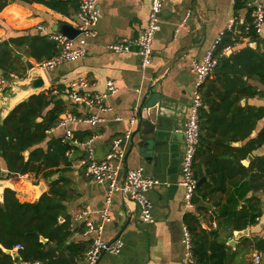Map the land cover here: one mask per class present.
Masks as SVG:
<instances>
[{
	"label": "crops",
	"instance_id": "1",
	"mask_svg": "<svg viewBox=\"0 0 264 264\" xmlns=\"http://www.w3.org/2000/svg\"><path fill=\"white\" fill-rule=\"evenodd\" d=\"M150 1L99 0L100 16L95 27V36L87 40L85 55L76 62L62 63L43 73L46 82V89L43 92L50 91V94L52 91L60 92L79 78L89 84L85 89L88 92L105 93L108 81H113L117 88L116 94L105 100V105L111 110L98 115L101 121L96 126L74 124L69 127L77 142L71 145L72 149L69 155H66V163L59 167V171L48 181L41 175L36 177L31 174L10 176L3 180L1 178H6L7 170L6 164L0 158V179L11 185V188L7 189L15 193L20 203L36 202L48 191L50 180H63L60 186L66 191L67 196L63 202L65 212L59 218V223L68 217L73 229H77L68 239V243H83L88 245L87 249L89 248L93 235H84L88 222L95 226H103L101 234L103 241L122 240L120 254L104 255L97 264H184L186 253L189 251L185 243L184 217L188 213L194 214L196 208L194 205L192 209L186 208L183 188L180 186L182 179L180 163L184 150L181 130L187 118L195 81L191 64L193 61H202L206 51L216 45L219 34L225 30L230 20L235 19L241 25L247 22L249 17L248 8L234 10V0H163L160 30L154 38L151 63L142 70L135 46L129 53H113L107 47L117 41H134L137 38L147 24ZM259 4L264 7V0H259ZM76 13L66 16L38 3L29 5L10 2L0 12V40L18 33L46 36L55 34V27L60 23L74 27ZM187 13L189 17L184 23L185 27L179 29L174 38V30ZM39 26L43 30H39ZM232 36L238 41L223 50L224 57L234 55L245 47L256 53L264 52V29L255 37H243L239 40V35L233 32ZM22 58V64H18L17 72L23 76L17 74L19 81H23L28 74ZM26 59L36 64L33 60ZM237 88H250L262 93L253 98H242L237 104L238 107L251 108L253 113L258 109L264 110V84L253 76L246 75L242 77L241 85L237 84ZM150 89L160 97L157 105L142 112V116L146 115L150 122H155L156 118L160 119L164 126V134L159 135L165 136L170 146L167 155L161 157L159 161L144 148L140 131L137 132L139 111H143L145 104L150 100L151 93L148 95ZM59 95V98L63 99L64 112L67 111L77 117L96 113L94 109L82 108L67 101L62 94ZM22 97L23 94H19L12 103ZM2 100L0 125L14 109L2 107ZM135 108L138 113L135 122L131 124L129 120L133 117ZM204 109L207 111L208 107ZM116 117L121 120H114ZM237 123L247 126L236 128L234 123L227 121L223 129L216 133L217 137L223 140L239 137L229 142L228 148H218L219 151L230 154L232 159L230 164L217 167V170L227 176L225 178L227 193L212 194L208 202H203L206 211L201 212L198 221L201 229L217 231L216 241L224 243L226 247V264H256L254 262L256 255H260V264H264V192L250 190L244 199L237 197L238 193L245 189L251 186L258 187L260 184L259 158H264V144L251 153L245 152L244 148L245 144L255 139L264 128V115L263 117L253 115V128L250 131L249 122L244 118H239ZM127 132H130V139L122 143L124 158L122 161L117 159L113 161L117 167L116 180L120 184L127 171L141 167L146 176L159 181L160 184L146 194L152 205L151 224L142 223L138 207L119 192L111 195V203L108 206L109 221L104 222L101 211L105 207L108 184L95 183L85 176L87 150L83 144L92 138L89 144L92 148V158L102 160L109 151L111 141L123 137ZM246 132H249L248 135ZM47 136L60 139L63 130L51 129ZM41 147L45 149V144L43 143ZM245 171H248L247 175H244ZM202 178L204 181L201 185L207 180L205 176ZM251 197L248 203L247 200ZM230 200L236 201V211L242 207L257 210L254 224L242 230L246 231V234L239 233L242 231L225 230L222 226L217 228L216 218L223 212L224 207L229 205ZM197 204L201 205L200 202ZM82 212H86V215L78 220L77 216ZM40 241L47 242L44 239ZM231 242H234L233 245H230ZM18 251L13 252L18 255ZM17 264L28 263H23L19 258ZM76 264H83V257Z\"/></svg>",
	"mask_w": 264,
	"mask_h": 264
},
{
	"label": "trees",
	"instance_id": "2",
	"mask_svg": "<svg viewBox=\"0 0 264 264\" xmlns=\"http://www.w3.org/2000/svg\"><path fill=\"white\" fill-rule=\"evenodd\" d=\"M249 0H234V10L247 8ZM41 4L48 9L70 16L78 10L80 0H0V12L10 3ZM248 13L250 14L249 9ZM250 21L248 17L247 22ZM245 22V23H247ZM244 23V24H245ZM255 37L254 33L242 35ZM238 40L232 32L226 31L216 43L213 57L216 65L211 76L200 88L202 107L199 110V139L193 161L194 178L198 181L206 177V181L196 188L191 202L195 213L184 217V224L190 235V251L195 264H226L225 244L217 242V231L201 229L198 217L206 208L203 202H208L212 194L227 193L225 178L227 177L217 167L230 164V154L218 150L227 147L231 141L239 137L223 140L216 133L223 129L224 123H234L236 128L247 125L237 123L239 118L249 122V131L253 128L254 117H263L264 110L253 113L251 108L237 106L242 98H253L262 93L255 89L237 88L243 76H253L264 84V52L256 53L245 47L229 57H224L223 50L235 44ZM57 53L55 44L46 35L18 33L0 40V76L16 74L21 58L25 56L36 64L48 60ZM60 95L52 96L50 91L30 96L18 104L2 121L0 125V158L6 164V178L10 176L41 175L44 180L51 179L66 163V153L72 146L64 144L60 139L49 138L48 132L55 128L64 116L63 99ZM204 107H208L206 111ZM247 133V132H246ZM249 133V132H248ZM247 133V135H248ZM242 141V140H241ZM45 144V149L41 147ZM264 144V128L255 139L245 144L244 151L252 152ZM261 166L258 187H250L238 193L239 199H244L250 190L264 192V158H259ZM252 165L250 167V170ZM245 171L244 175H247ZM252 175V174H251ZM257 175H255V178ZM252 179V176H251ZM61 179L50 180L48 191L43 193L34 203H20L15 193L5 189L0 201V264H14L10 254L13 247H22L18 256L23 263L33 264H76L87 250L83 243H68L73 229L70 219L59 223L64 215L66 191L60 186ZM235 185V184H234ZM245 185V184H244ZM252 197L247 200L250 203ZM198 202L201 205L198 206ZM232 204V205H231ZM256 209L242 207L236 211V201H229L223 212L216 218L217 228L224 227L229 231H242L254 224L257 217ZM218 220H221L219 222ZM40 239L47 240L42 243ZM51 245L53 246L51 248Z\"/></svg>",
	"mask_w": 264,
	"mask_h": 264
},
{
	"label": "built area",
	"instance_id": "3",
	"mask_svg": "<svg viewBox=\"0 0 264 264\" xmlns=\"http://www.w3.org/2000/svg\"><path fill=\"white\" fill-rule=\"evenodd\" d=\"M99 0H80L78 10L76 13V23L74 29L79 34L74 39H68L61 34H49L48 38L54 42L57 53L48 60L41 63L34 64L42 73L50 71L58 65L66 62H76L80 60L86 53L87 40L95 36V27L98 23L100 11ZM163 8V0H151L148 13V20L145 28L137 36L134 41H117L107 48L113 53H129L133 46L136 47V53L140 58V67L145 70L151 63L152 48L155 35L160 30V14ZM247 8L250 11V21L245 24H239L235 19L228 22L225 30L219 34L216 41L218 43L226 31L233 32L239 35V40L243 39L242 35L254 33L260 35L264 29V7L259 4V0H249ZM189 17V13L181 21L180 25L174 30V38L177 36L179 29L184 28V23ZM39 30H43L41 26ZM238 30V31H236ZM215 46L206 51L201 62L193 61L191 70L195 74V81L193 84L191 103L187 113V118L181 130V135L184 143V150L181 157L180 172L181 182L180 186L183 188V197L187 209H192L193 204L191 199L197 188V180L193 174V161L196 153V147L199 139V110L202 107V99L200 88L205 81L211 76L216 65V60L213 57ZM20 80L17 74L11 73L5 76H0V100L6 94L10 81ZM89 84L84 79H77L73 81L68 87H64L60 92L52 91L51 94H62L67 101L81 106L86 109H94L95 114L84 115L77 117L69 112H64V116L57 123L55 129L63 130V136L60 138L61 142L68 145H73L77 141L73 138L70 126L74 124H87L91 127L96 126L100 122L99 114L110 111L111 109L105 105V100L116 94L117 88L113 81L106 82V91L103 94H97L85 91ZM138 110H133V117L129 120L133 124L136 120ZM114 120L120 121L121 118L116 117ZM54 129V128H53ZM51 131V130H50ZM49 133V132H48ZM130 139V132H127L123 137L115 138L111 141L110 148L106 156L102 160H94L92 158V148L89 144L92 142L88 140L83 144L87 150L85 159V176L98 184L107 183V191L105 197V207L101 211L104 222L109 221L108 206L111 203V195L114 192H119L124 198L136 205L139 209V217L142 223L151 224L153 218L151 216L152 205L148 200L147 192L159 185L156 178L146 176L143 168H137L126 172L123 182L117 183V167L113 161L117 159L122 161L125 152L122 148L123 141ZM69 155V152L66 153ZM1 181V179H0ZM86 212H82L77 216V219H82ZM103 232L102 225H93L86 223V230L84 235L92 234L90 246L83 256V264H97L104 255H118L121 253L123 242L121 239L113 242H105L101 239ZM185 243L188 247L184 264H194V260L190 251V240L187 228H184ZM21 250L20 246L14 247L13 251ZM254 262L260 264L261 257L256 255ZM34 264H40L38 262Z\"/></svg>",
	"mask_w": 264,
	"mask_h": 264
},
{
	"label": "water",
	"instance_id": "4",
	"mask_svg": "<svg viewBox=\"0 0 264 264\" xmlns=\"http://www.w3.org/2000/svg\"><path fill=\"white\" fill-rule=\"evenodd\" d=\"M55 32L66 36L68 39H74L79 32L74 29L72 26H69L64 23H60L55 27ZM25 67L28 70V74L23 81H10L11 89L6 92L3 100L1 102L2 107H7L10 109L15 108L18 104L23 102L28 96L39 94L46 89V82L43 77V73L35 67L33 63H31L26 58H22ZM26 94L23 98L19 99L17 102L12 103V101L19 94ZM151 93L150 100L145 104V108L143 111H139V122L137 127V132L140 131L141 139L144 141V148L147 149L149 153L152 154V157L156 158L158 161L161 157L167 155V151L170 146L167 143V138L165 136L160 137L159 134H164V126L159 118L155 119V122H150L146 115L142 116V112L148 111L149 108H153L157 105L159 100V94L153 93L152 89L148 92V95ZM136 132V133H137ZM250 159V158H249ZM204 178L200 179L197 182V188L201 186ZM11 188V185L7 181H0V197H2V191L4 189ZM40 187L39 190H41ZM246 234V231L239 232ZM234 242H231L230 245H233ZM6 254H10L13 258V262L17 264L19 262V257L16 252L6 251Z\"/></svg>",
	"mask_w": 264,
	"mask_h": 264
},
{
	"label": "rangeland",
	"instance_id": "5",
	"mask_svg": "<svg viewBox=\"0 0 264 264\" xmlns=\"http://www.w3.org/2000/svg\"><path fill=\"white\" fill-rule=\"evenodd\" d=\"M32 62V61H30ZM33 63V62H32ZM16 74H18L20 77H22L23 75L22 74H19V72H15Z\"/></svg>",
	"mask_w": 264,
	"mask_h": 264
},
{
	"label": "bare ground",
	"instance_id": "6",
	"mask_svg": "<svg viewBox=\"0 0 264 264\" xmlns=\"http://www.w3.org/2000/svg\"><path fill=\"white\" fill-rule=\"evenodd\" d=\"M22 94H23V97L26 95V94H24V93H22ZM23 97H22V98H23Z\"/></svg>",
	"mask_w": 264,
	"mask_h": 264
}]
</instances>
